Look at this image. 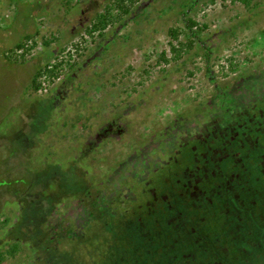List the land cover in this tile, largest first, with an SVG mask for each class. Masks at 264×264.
Instances as JSON below:
<instances>
[{"label":"rangeland","instance_id":"1","mask_svg":"<svg viewBox=\"0 0 264 264\" xmlns=\"http://www.w3.org/2000/svg\"><path fill=\"white\" fill-rule=\"evenodd\" d=\"M118 3L0 0V264H264V0Z\"/></svg>","mask_w":264,"mask_h":264},{"label":"trees","instance_id":"2","mask_svg":"<svg viewBox=\"0 0 264 264\" xmlns=\"http://www.w3.org/2000/svg\"><path fill=\"white\" fill-rule=\"evenodd\" d=\"M118 2H120V3H118V7H120L121 8V10H122V12L123 13H126L127 11H128V7L127 6H125V5H121L122 3V0H117ZM110 8V6L108 5V6H105V8L101 11V12H98L96 15H95V18L91 21V23H90V25H89V27L86 29V32L87 33H91L92 31H94V30H97V31H100L103 27H104V25L106 24V21H108L109 20V18H110V12H109V9ZM185 26H186V28H190L192 25H194L195 24V22L193 21V20H191L190 18H186L185 19ZM168 34H169V36H170V38H171V40H175V42L177 43V45L175 44L174 45V43H172V41H169V48H170V50H171V52L173 53V57H178L179 56V54H180V52L182 51V45L184 46V47H188V46H190L191 44H190V42L188 41L187 43L185 42V43H181L179 40H177V36H176V30L175 29H170L169 30V32H168ZM28 35H23L22 36V38H26ZM13 47H21V43L20 42H16L14 45H13ZM36 73L38 74L39 72H35V74L32 76V78H31V83H32V86H33V88L35 89L36 87H37V85L36 84H34V81H35V75H36ZM72 168L73 167H68L67 169H60L59 170V172H60V174L62 175V176H64L65 175V173H66V171L69 173V174H71V170H72ZM226 178V177H225ZM163 204H165V203H163ZM167 205L165 204V206L164 207H166ZM166 210V209H165ZM170 212V211H169ZM167 214V213H166ZM165 214V215H166ZM165 215L162 217V218H164L165 217ZM188 216H189V213H188ZM199 216H200V213L199 214H194V215H192V217H194V221H196V220H198L199 219ZM161 220V219H160ZM163 221H165L164 219H162ZM161 222V221H160ZM170 228V227H169ZM18 249V246H17V244L15 243V242H12V243H10V244H8L7 245V248L5 249V253L6 254H14L15 252H16V250ZM3 259V254L2 253H0V261Z\"/></svg>","mask_w":264,"mask_h":264},{"label":"flooded vegetation","instance_id":"3","mask_svg":"<svg viewBox=\"0 0 264 264\" xmlns=\"http://www.w3.org/2000/svg\"><path fill=\"white\" fill-rule=\"evenodd\" d=\"M215 165H217L216 167H217V171H218V168H219L218 167V164L215 163ZM221 177H222V175H221ZM223 180H224L223 181V190H224V192L225 193H231L230 192L231 190L229 189L230 186H231L230 185L231 184L230 183L231 180H227L226 178H223ZM231 189H232V187H231ZM253 189H251V191H250L251 194L249 193L247 195L246 200H245V203H246L245 205H241L243 203V201L238 200L237 194H234V195H231L232 201L228 204L230 206H228V207L226 206V209L229 208V207H232V206L235 207V209H236L235 211H236V214H237V220H235L234 223H235V225H237V224L239 225V227H240L239 229H244L245 230L243 232V234H244L245 237H247V240L248 241H249V239H250V241H252V240H255L256 241L257 240V238L256 239H253V238H250V237L248 238V235L250 233L251 234L253 233L251 231L252 230V227H253V225L251 224V222H254V219L252 218V215H251L252 211H250V209L253 207L252 206V204H253L252 203L253 202V196H254V193H252V190ZM216 194H220V193L217 192ZM198 203L196 202L195 205L197 206ZM198 205L200 206V205H203V204L202 203L201 204L199 203ZM220 213H223V212H220ZM224 213L226 214V212H224ZM243 214L246 217V223L239 222L238 221V220L243 219ZM249 228H250V230H248ZM261 240L263 241V238ZM250 248H251V245H250ZM252 250L254 251V248H252ZM254 252H256V251H254ZM251 253L254 255V253L252 251H251ZM258 257H262L260 253H258Z\"/></svg>","mask_w":264,"mask_h":264}]
</instances>
